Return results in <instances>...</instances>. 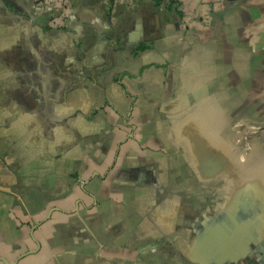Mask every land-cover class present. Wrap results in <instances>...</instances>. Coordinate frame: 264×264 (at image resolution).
<instances>
[{
  "label": "crops",
  "instance_id": "1",
  "mask_svg": "<svg viewBox=\"0 0 264 264\" xmlns=\"http://www.w3.org/2000/svg\"><path fill=\"white\" fill-rule=\"evenodd\" d=\"M0 258L264 264V0H0Z\"/></svg>",
  "mask_w": 264,
  "mask_h": 264
},
{
  "label": "water",
  "instance_id": "2",
  "mask_svg": "<svg viewBox=\"0 0 264 264\" xmlns=\"http://www.w3.org/2000/svg\"><path fill=\"white\" fill-rule=\"evenodd\" d=\"M0 262H2L3 264H9L6 260L0 258Z\"/></svg>",
  "mask_w": 264,
  "mask_h": 264
}]
</instances>
